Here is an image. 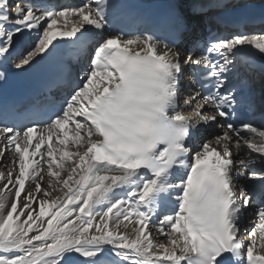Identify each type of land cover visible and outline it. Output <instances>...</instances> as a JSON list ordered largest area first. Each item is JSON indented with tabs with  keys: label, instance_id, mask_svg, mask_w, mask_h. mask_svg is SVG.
I'll return each mask as SVG.
<instances>
[{
	"label": "snow or ice",
	"instance_id": "6c2138e0",
	"mask_svg": "<svg viewBox=\"0 0 264 264\" xmlns=\"http://www.w3.org/2000/svg\"><path fill=\"white\" fill-rule=\"evenodd\" d=\"M217 6L172 0L141 30L130 0H0V85L17 58L53 64L64 89L23 112L0 89V264H264V104L247 79L264 31L219 34L247 16Z\"/></svg>",
	"mask_w": 264,
	"mask_h": 264
},
{
	"label": "bare ground",
	"instance_id": "6f19581e",
	"mask_svg": "<svg viewBox=\"0 0 264 264\" xmlns=\"http://www.w3.org/2000/svg\"><path fill=\"white\" fill-rule=\"evenodd\" d=\"M58 27L63 28V27H64V22L61 21V22L58 24ZM68 27H69V28L71 27V23H69ZM33 41H35V34H34V33L29 34V36L25 38L24 42H23L22 44H19V45H18L19 50H18L17 52H22V51L24 50V47H25L27 44L32 43ZM18 62H19L18 59H17V58H14V61H12V65H14V64H16V63H18ZM39 62H40V61L38 60L37 63H36L35 65H33L32 68H26L24 71H30L31 69H33L34 67H36V66L39 64ZM11 70L14 71V72H20V71H18V70H15V69L12 68V67H11ZM53 140H55V137H53ZM46 143H47V142H46ZM0 147H2V146H0ZM9 155H10V154H9ZM6 164H7L6 161H4V160H0V167L3 165V166L6 168L5 172L7 171V166H6ZM3 166H2V167H3ZM4 167H3V168H4ZM0 169H1V168H0ZM0 171H1V170H0Z\"/></svg>",
	"mask_w": 264,
	"mask_h": 264
},
{
	"label": "rangeland",
	"instance_id": "374dc122",
	"mask_svg": "<svg viewBox=\"0 0 264 264\" xmlns=\"http://www.w3.org/2000/svg\"><path fill=\"white\" fill-rule=\"evenodd\" d=\"M2 166H3V165H2ZM2 166L0 167V168H1L0 170L5 172L6 168H5L4 166H3V167H4V168H3Z\"/></svg>",
	"mask_w": 264,
	"mask_h": 264
}]
</instances>
